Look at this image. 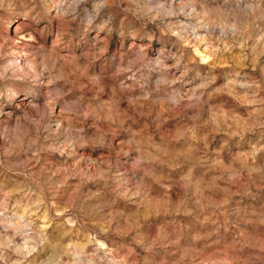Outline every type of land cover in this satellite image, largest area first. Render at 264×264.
I'll list each match as a JSON object with an SVG mask.
<instances>
[{
    "label": "clouds",
    "instance_id": "9594fccd",
    "mask_svg": "<svg viewBox=\"0 0 264 264\" xmlns=\"http://www.w3.org/2000/svg\"><path fill=\"white\" fill-rule=\"evenodd\" d=\"M0 264H264V0H0Z\"/></svg>",
    "mask_w": 264,
    "mask_h": 264
}]
</instances>
